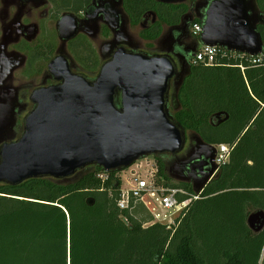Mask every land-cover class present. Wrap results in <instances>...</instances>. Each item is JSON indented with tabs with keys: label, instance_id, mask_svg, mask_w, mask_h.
Segmentation results:
<instances>
[{
	"label": "trees",
	"instance_id": "trees-1",
	"mask_svg": "<svg viewBox=\"0 0 264 264\" xmlns=\"http://www.w3.org/2000/svg\"><path fill=\"white\" fill-rule=\"evenodd\" d=\"M127 3L137 18L147 10L157 13L158 22L143 33L148 40L159 39L164 26L180 24L189 12L186 4ZM257 6L264 14V0ZM258 30L264 40V26ZM249 60L219 57L213 67L191 63V75L179 90L175 121L209 145L228 146L231 156L176 227H145L153 219L142 205L133 211L118 208L120 173L98 166L67 181L0 184V264H260L264 229L252 231L248 218L264 212V65ZM219 114L229 119L217 125ZM156 166L158 185L187 192L180 201L196 195L192 184L166 173L161 158ZM89 198L96 201L93 207ZM140 207L147 219L134 217Z\"/></svg>",
	"mask_w": 264,
	"mask_h": 264
},
{
	"label": "water",
	"instance_id": "water-1",
	"mask_svg": "<svg viewBox=\"0 0 264 264\" xmlns=\"http://www.w3.org/2000/svg\"><path fill=\"white\" fill-rule=\"evenodd\" d=\"M155 1L169 6L190 0ZM195 6L197 12H203L199 18L203 32L195 54L203 44L250 57L264 55V40L258 30L264 26V14L256 0H208L204 6L199 2ZM67 24L66 20L60 23L59 33L69 40L78 32L65 36ZM173 31L165 55L149 57L120 48L93 83L72 74L62 58L55 59L50 71L63 83L33 94L35 109L26 118L24 135L15 143L4 144L0 151V184L17 186L39 178L67 181L90 166H98L108 174L120 173L149 157L182 153L187 131L175 121L168 100L172 81L177 91L191 75V69L181 63L178 70L170 59L174 52ZM122 33L108 43L111 51L121 45L134 47L127 31ZM3 54L0 60L3 58L7 67L11 57L4 59ZM14 69L8 72L0 67V144L14 140L16 118H5L14 116L17 104L16 90L7 86ZM5 71L8 76L2 77ZM120 94L121 107L116 101ZM221 116L217 115V125L229 119L228 115L225 119ZM191 141L194 144L188 154L166 171L176 182H191L198 196L220 169L215 162V146L197 134ZM95 203L94 198L87 200L90 207ZM248 226L261 232L264 212L251 214Z\"/></svg>",
	"mask_w": 264,
	"mask_h": 264
},
{
	"label": "flooded vegetation",
	"instance_id": "flooded-vegetation-1",
	"mask_svg": "<svg viewBox=\"0 0 264 264\" xmlns=\"http://www.w3.org/2000/svg\"><path fill=\"white\" fill-rule=\"evenodd\" d=\"M207 1L190 0L186 3L189 12L182 17L180 24L164 26L159 39L148 40L143 37V33L158 22L157 13L153 9L147 10L141 18H137L128 11L127 0H0V53H4V59L11 57L7 67L3 64L6 61H1L2 58L0 67L8 72L9 68H15L7 86L16 90L17 97L14 116L5 117L16 118L14 140L0 144V151L4 144L15 143L24 135L26 118L35 109L33 94L63 83L50 71V64L57 58L64 60L63 64L72 74L93 83L120 48L131 54L149 57L165 55L164 51L169 47L167 42L170 40V33L174 30V52L170 59L178 70L181 69V63L191 69L198 41L192 32V26L196 19L202 23L199 18L203 15L202 11H196L195 5L199 2L204 6ZM187 15V21L182 22ZM63 20L68 21L64 35L71 36L77 31L74 38H61L59 25ZM176 27L180 29L175 30ZM137 28L140 29L138 35L134 34V29ZM123 30L133 39L134 47L121 45L111 51L107 47L108 43L116 35H124ZM7 71L1 76H8ZM180 88L176 91L175 82L172 81L168 106L174 113L179 109ZM121 96L120 94L116 98L120 107ZM193 135L195 134L187 133L186 148L179 155H161L155 157V160L161 158L167 169L188 154L189 148L194 144L191 141Z\"/></svg>",
	"mask_w": 264,
	"mask_h": 264
},
{
	"label": "built area",
	"instance_id": "built-area-1",
	"mask_svg": "<svg viewBox=\"0 0 264 264\" xmlns=\"http://www.w3.org/2000/svg\"><path fill=\"white\" fill-rule=\"evenodd\" d=\"M192 32L196 38H200L203 32L202 23L194 24ZM244 56L236 53H230L219 47H209L200 44L199 49L193 57L192 63H201L207 67L217 66L218 58H241ZM250 57V56H249ZM249 62L253 66L264 65V55L258 57H250ZM242 71H245L243 65H239ZM231 148L226 145L219 146L216 154V164L219 169L230 161ZM141 169V166L139 167ZM104 178V177H102ZM180 195H187V192L181 189H171L158 185L155 175L145 176L138 172H133L131 179L125 182L121 178V188L119 198L117 200L118 208L121 210L133 211L138 205H142L151 215L152 222L145 225L148 227L153 224H162L169 229L177 226V219L184 214L190 204L200 199V195H195L185 201H180Z\"/></svg>",
	"mask_w": 264,
	"mask_h": 264
},
{
	"label": "rangeland",
	"instance_id": "rangeland-1",
	"mask_svg": "<svg viewBox=\"0 0 264 264\" xmlns=\"http://www.w3.org/2000/svg\"><path fill=\"white\" fill-rule=\"evenodd\" d=\"M50 28H52V26ZM139 31H140L139 28L134 29V34L138 35ZM171 113H172V115H174L173 111H171ZM187 133H188V135L192 134V132H190V131H187ZM140 166H141V169H139ZM133 172H138L141 175H145V176H153V174L155 175L157 172L155 157H149L147 159L140 160L131 168H129L123 172H120V174L118 176L120 177V180L122 178L125 182H127L129 179H131ZM140 208L141 209H139L137 212L138 215H135V213H133L134 217L137 220L147 219L148 216L146 214L145 209H143V207H140ZM263 261H264V254H263V258H262V261L260 264H262Z\"/></svg>",
	"mask_w": 264,
	"mask_h": 264
}]
</instances>
